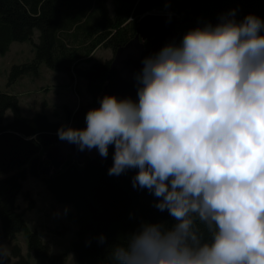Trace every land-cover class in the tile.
<instances>
[{"label":"clouds","instance_id":"9594fccd","mask_svg":"<svg viewBox=\"0 0 264 264\" xmlns=\"http://www.w3.org/2000/svg\"><path fill=\"white\" fill-rule=\"evenodd\" d=\"M142 65L136 98L105 93L86 126L57 129L103 157L114 145L108 173L137 169L174 218L142 221L108 264H264V18L229 10Z\"/></svg>","mask_w":264,"mask_h":264},{"label":"trees","instance_id":"16d2710c","mask_svg":"<svg viewBox=\"0 0 264 264\" xmlns=\"http://www.w3.org/2000/svg\"><path fill=\"white\" fill-rule=\"evenodd\" d=\"M233 9L237 19L250 12L264 18V0H0V55L13 42H30L34 52L30 63L12 66L8 85L27 73L36 74L44 65L71 81L75 74L92 97L90 105L80 104L75 110L64 105V124L51 120L44 111L22 115L18 96L0 91V241L13 244L11 264H31L15 243L20 233L26 235L36 264H64L25 220L26 211L33 208V199L23 189L29 177L38 178L56 202L73 206L69 215L76 229L71 247L78 264H108L110 247L142 221L174 223L167 209L155 207L158 197L147 188L133 187L131 178L137 169L108 173L114 145L103 160L86 159L79 164L70 157L60 169L42 175L51 165L46 152L67 141L57 134L62 124L80 127L88 109L98 104L113 58L95 61L97 49L110 48L115 54L135 37L140 18L153 10L174 13L182 37L188 29L208 21L216 23ZM144 44L150 47L148 40ZM20 195L29 203L22 211L17 205ZM101 233L106 237L103 242L98 239Z\"/></svg>","mask_w":264,"mask_h":264},{"label":"rangeland","instance_id":"374dc122","mask_svg":"<svg viewBox=\"0 0 264 264\" xmlns=\"http://www.w3.org/2000/svg\"><path fill=\"white\" fill-rule=\"evenodd\" d=\"M153 11L157 14L174 15L167 10ZM34 38H37L36 34ZM33 55V46L30 42H13L9 51L5 55H0V91H9L18 96L24 116L31 117L38 111H44L51 120L66 124L64 105L75 110L80 104L90 105L92 102L85 82L78 79L75 74L71 81L67 75L55 73L43 65L39 66L36 74L27 73L15 83L8 85L12 66L30 63ZM113 56V50L106 47H101L93 53L95 61L99 62L110 60L114 58ZM11 118V112H8L7 120L10 121ZM23 189L28 191L33 199V208L25 213L29 229L38 230L42 240L50 246V253L61 256L64 264H78L71 247L76 229L69 215L73 211V206L56 202L38 178L29 177L24 182ZM18 198L17 205L22 211L29 203L21 195ZM15 243L20 246L23 256L30 260L31 264H36L33 255L28 251L27 237L24 233L17 235ZM12 245L5 239L0 241V252L3 253L0 264H11L14 261Z\"/></svg>","mask_w":264,"mask_h":264},{"label":"water","instance_id":"95a60500","mask_svg":"<svg viewBox=\"0 0 264 264\" xmlns=\"http://www.w3.org/2000/svg\"><path fill=\"white\" fill-rule=\"evenodd\" d=\"M178 25L179 18L175 14H157L154 11L145 13L139 20L135 37L115 52L100 97L105 93H110L120 97L136 98V73L143 66V57L158 51L170 41H179L181 34L178 31ZM147 40L150 42V47H145L144 41ZM99 103L100 99L97 106ZM84 126H86L85 119L80 127ZM70 157L79 164H83L86 159L103 160V156L95 147L90 150L87 148L80 150L75 143L65 141L47 150L46 159L51 165L44 168L41 174L49 175L55 172Z\"/></svg>","mask_w":264,"mask_h":264}]
</instances>
